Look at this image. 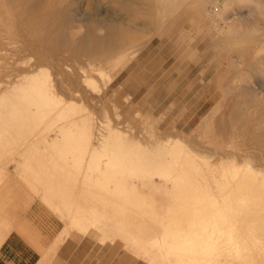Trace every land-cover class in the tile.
<instances>
[{"label": "rangeland", "instance_id": "1", "mask_svg": "<svg viewBox=\"0 0 264 264\" xmlns=\"http://www.w3.org/2000/svg\"><path fill=\"white\" fill-rule=\"evenodd\" d=\"M150 1L151 8L149 0L135 8L134 0H0V80L42 74L22 89L0 85L1 194L12 198L13 213L37 201L63 228L72 227L67 239L80 254L72 264H151L132 252L122 234L97 229L98 219L114 227L148 221L162 250L181 264L200 251L190 245L192 238L219 235L236 245L247 231L249 244L227 249L218 263L247 264L250 256L249 264H264V217L257 214L264 210V194L250 199L248 191V199L243 189L222 187L238 173L205 169L212 160L205 156L243 147L235 122L239 103L251 96L240 89L264 86V49L254 57L251 41L264 31V0L225 2L214 19L206 11L215 8L210 0L203 11L197 0H170L166 8L160 7L166 0ZM66 6L79 7L77 16L84 19L70 21L66 35L86 34L87 20L113 21L125 32L121 51L92 61L62 51V59L44 60L39 50L46 52V44L37 40L48 30L42 21L53 14V22ZM91 32L103 36L106 30L94 24ZM31 93L39 103L31 104ZM180 156L196 157L194 172L192 162L188 168L193 177L187 166L182 171L186 161ZM6 162L10 167L4 169ZM20 174L52 182L51 194H61V205L55 210L31 192ZM81 213L89 231L70 222ZM53 262L59 264L56 255ZM154 264H160L158 257Z\"/></svg>", "mask_w": 264, "mask_h": 264}, {"label": "bare ground", "instance_id": "2", "mask_svg": "<svg viewBox=\"0 0 264 264\" xmlns=\"http://www.w3.org/2000/svg\"><path fill=\"white\" fill-rule=\"evenodd\" d=\"M118 1L124 2L125 0H118ZM141 1H143V0H134L135 8H140V6H142ZM149 2L150 3L147 2L148 3L147 7L151 8L153 3L150 0H149ZM210 2H211V5H213L212 7H215V8L214 9L213 8L207 9L206 11H207L209 17L214 19V16H213L214 13H219L218 9H220V6H222L223 3H225V2L226 3H232L233 1L231 2V0H210ZM168 3H170V0H166V3H164L160 7L166 8ZM196 3H198L197 5L201 9V11H203L205 0H197ZM78 9H79V7L71 9L70 6H66V7L59 9V11L57 13V19H55L53 22H50V19H51L53 14L47 15L43 19L42 24L44 27L42 30H45V31H46V29H48V30L46 31V33L42 32L39 35L37 40L45 42V44H46V52H42L41 50H39L40 54L45 56L44 60H46L47 57L53 58L56 60L62 59L61 58V52L62 51L71 52L75 57H80L81 55L85 56L90 61L99 60V59H106L109 55H111L115 52L117 53V52L121 51V49L124 45V42H125V38H124L125 32H124L122 26H119V24L118 25L115 24L113 21L102 20V19L87 20L86 23L84 24L87 28L86 34L78 37L77 39H73L71 36L66 35L65 27L70 23V21L73 20V21H76L78 23H83V21H84L83 18H81L80 16H77L78 12H79ZM226 18H227V16H226ZM234 19L235 18H231V17L227 18V20L229 22H233V23H234ZM193 21L198 23L194 17H193ZM94 24H96L98 27H100L102 29H105L106 33L103 36H99V35L92 33L91 31L93 30ZM216 26H218V25H216ZM219 26H221V25H219ZM222 30L224 31V28L221 29V31ZM227 31H229V29H227ZM261 31H259V34ZM242 36L244 37V35H241V37ZM251 41L254 43L252 53L254 54V57H255V55L259 54L264 49V47L261 48V44L264 43V31L260 35H258V37L252 39ZM42 45H43V43H42ZM183 47H185V46H183ZM182 50H183V48H181V51ZM246 50L247 49L241 48V54H243V56H245V53L247 52ZM248 50H249V48H248ZM263 54H264V52H263ZM250 61H252V60H250ZM259 61L262 65H264V57L259 59ZM39 62L40 61H38L36 63V66L40 67ZM250 64H251V62H250ZM255 64H256V62H255ZM250 69H251V67H250ZM39 71H37L36 73H33L32 75L21 74V76L14 78V79H13V77L11 78L10 75L6 76L7 80H5V81L0 80V85H5V87H7V89H11L12 87H15L16 85L19 84L21 89L25 88V87H27L26 86L27 80H33V79L35 80V79L40 78V76L42 74H41V70H39ZM242 73H243V71H242ZM242 73H241V78H242ZM245 77H247V76H245ZM247 78L245 80H247ZM241 86H243V84ZM256 86H254V87H256ZM224 87H226V86H224ZM240 93L242 96H245V97L247 95L251 96V98H249L247 100H243V101H241V103H239L238 108L240 109V111L237 115L236 122H235L236 126H237L236 128H237L238 134H239V136L241 135L240 137H242L241 139H242L243 147H242V145H240L237 148V152H235V153L224 151L222 153H218L217 156H215V154H209L208 156L204 155L205 157H209V158L212 157V160H209L207 162V164L205 163L207 166L205 164L204 165H205V169H206V167L213 168V169H214V167H219V168L228 167V168H230L232 170V173L233 172L238 173L239 176H238V178L234 179V181H233V179L229 180V178L227 179V181L221 180V181H223V182H221L222 187L223 188L232 187V188H234L233 190L243 189V190H241V194L245 195V197L247 196L246 198H248V199H249V196H250V199L254 196H256L257 198L258 197L260 198V195L264 194V86L258 85V87L255 89H251L250 87H242L240 89ZM240 93L238 96H240ZM29 99H30L31 104L39 103V101L36 100V95L34 93H31L29 95ZM68 106L72 109L74 107V104L68 103ZM12 119H14V117H12ZM9 121H11V118L8 120V122ZM201 124L202 123H199L198 126L200 127ZM10 133H12V132L8 133V131H7V133H5V134H8V137H9ZM177 152H180V151H177ZM195 153L197 155H200V154H198V152H195ZM184 156L186 157V155H184ZM178 158L181 159V156L177 157V159ZM182 158L184 161L183 162L181 159L183 164L186 161V164L184 166H182V168H183L182 171L184 172V167L187 166L186 167L187 169L185 168L186 173H187L189 166L191 167L192 165H193L192 169L189 168V170L193 171V169H194L193 161L196 159V157L191 156L190 161H188V159H186V158L184 159V157H182ZM179 162L177 163L178 164L177 166L181 167ZM191 162H192V165H190ZM8 163L9 162H6L4 169H6L7 167H10ZM187 163L189 165H187ZM159 166L161 167V165H159ZM175 168H178V167H174V169ZM179 168L177 170H179ZM228 168H226V170ZM195 169H197L196 172H197V176H198V171H200V170L196 166H195ZM189 170H188V172H189ZM207 170H208V168H207ZM209 170H211V169H209ZM12 171H14V170H12ZM229 171H227L226 178H227V175L229 176ZM262 172H263V174H262L263 177L258 178L257 177L258 173L260 174ZM189 173H190V175L192 174L191 172H189ZM193 175H191V176L193 177ZM21 176L22 175L20 174V177ZM223 176H221V177L223 178ZM21 178L25 181V184L35 194H37L42 200H44L48 203H51L53 206H55L54 209L56 210V208H57L56 206L60 204L59 199L61 198V194H56V193L51 194L52 188L54 189V187H53L54 184L52 182L44 181L41 178H38L36 176L35 177H26V176L24 177V176H22ZM2 179H0V181ZM197 179H198V177H197ZM205 180H208V179H205ZM209 180H210V178H209ZM203 181L204 180H202L201 182H203ZM198 182H199V180H198ZM209 182H208V184H209ZM214 184H215V181H214ZM217 185H219V183H217ZM248 191H249V196H248V194L247 195L245 194ZM243 195H242V197H243ZM210 197L212 199L213 195L208 196V198H210ZM47 205H50V204H47ZM257 214L259 216L264 217V210L263 209L257 210ZM78 215L80 217H75V218L70 220L71 224H73L72 226L73 227L76 226L77 228L81 229L84 232L89 231L91 229V227L86 226L88 220L81 217V215H84V214L81 213ZM65 216L69 217L70 214L68 213ZM96 216H98V215H95L94 217L96 218ZM106 222L107 221H105V220L98 219L97 229H99L100 231H102L103 233H105L111 237L122 234L128 240V245H129L128 247H133L131 249L132 252L134 251L133 249H136L139 254L141 253L144 255V256H142V258L144 259V257H146L147 260H149L151 262V264L155 263L157 257H158L160 264H181L182 263V261H176V260L172 259L169 256V252L166 248L163 247L164 250L166 249V252L162 250V245L160 244V238L161 237L156 236V235H158L157 234L158 230L156 229V227H153L154 225L153 226L147 225L149 223L148 221H147L148 223L145 222L144 224L142 223L141 225H139V224L133 225L130 222H127L128 224L124 225L123 222H120L121 224L119 226L115 225V227L113 224L109 225ZM96 223H97V221H96ZM96 223H95V225H96ZM99 223L101 225H99ZM68 226H67V228L66 227L64 228L62 240L66 239L68 237V235L70 234L72 227H68ZM156 231H157V233H156ZM245 232H244V234H242L240 236V238L242 239V241H240V244H236V245L231 244L230 241L228 242V240H230L231 237L227 238V237H223V236H219V235H216V236L211 235V236H208L206 238H200V239L192 238L190 240V245L195 247V250L200 249V251L198 250L199 252H195L194 254L188 255L189 257H187V259L185 258L183 263H185V264H220V263H218L220 260L219 258L225 253V251L227 249L232 248V250H233V247H236L240 250V248H242V247L245 248L247 246V244H249L248 243L249 235H247V231H245ZM148 240L153 241L152 245H150L151 242L148 243L149 242ZM192 246L190 248H192ZM251 246H252V244H251ZM155 247L156 248L158 247V250H156ZM188 247H189V245H188ZM134 253H135V251H134ZM137 256H139V255H137ZM249 259H250V256H249ZM249 259L247 261V264H249ZM235 260H237V259H235ZM243 261L245 262V260H243ZM253 262H254V260H253ZM234 264H235V262H234ZM238 264H240V262H238Z\"/></svg>", "mask_w": 264, "mask_h": 264}, {"label": "crops", "instance_id": "3", "mask_svg": "<svg viewBox=\"0 0 264 264\" xmlns=\"http://www.w3.org/2000/svg\"><path fill=\"white\" fill-rule=\"evenodd\" d=\"M28 189L33 192L29 187ZM1 193L2 191L0 264H55L53 262L55 255L59 264H72L78 261L77 257L80 258V254L77 244L71 239L62 240L64 228L57 216L37 201L27 205L19 214L13 213L12 198ZM22 200L20 197L18 201ZM11 217L15 218L13 224Z\"/></svg>", "mask_w": 264, "mask_h": 264}]
</instances>
